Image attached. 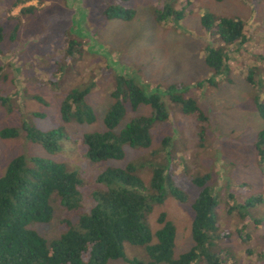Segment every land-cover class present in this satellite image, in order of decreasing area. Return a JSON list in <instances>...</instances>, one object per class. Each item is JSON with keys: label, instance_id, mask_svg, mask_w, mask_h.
I'll return each instance as SVG.
<instances>
[{"label": "rangeland", "instance_id": "obj_1", "mask_svg": "<svg viewBox=\"0 0 264 264\" xmlns=\"http://www.w3.org/2000/svg\"><path fill=\"white\" fill-rule=\"evenodd\" d=\"M115 5L131 10L132 18L105 20L101 12ZM167 5L182 13L179 20L156 22L155 12ZM204 13L240 20L245 41L223 46L201 28ZM0 28V78H5L0 81V96L9 101L0 107V130H18L15 138L0 140V177L11 158L35 157L74 173L81 181L79 192L88 195L103 168L141 163L136 175L147 186L149 163L161 165L171 172L187 201L180 204L167 197L153 206L146 223L153 232L159 228L158 215L164 214L175 231L172 254L177 258L192 245L190 201L198 190L191 180L207 175L206 186L217 199L214 215L221 237L214 251L230 264H264V178L252 148L264 127L254 108V98L264 105V0H0ZM206 47L217 48L228 58L224 79L214 77L203 64ZM248 72L259 82L258 89L246 82ZM117 75L132 78L148 92H159L168 118L152 126L147 149L125 146L121 161L91 164L81 158L80 139L103 131ZM88 83L86 103L94 121L61 122L58 110L65 95ZM172 85L186 90L204 121L184 115L167 101L162 92ZM149 114L147 106L131 112L125 105L114 130L119 132L135 116ZM23 125L41 132L60 131L59 150L48 154L27 142L20 131ZM253 197H260V204L244 213L240 206ZM234 206L238 207L233 210ZM240 214L248 217L243 220ZM63 219L75 218L53 206L50 222L31 229L51 240L63 231ZM123 253L127 260L147 261L140 247L124 244Z\"/></svg>", "mask_w": 264, "mask_h": 264}, {"label": "trees", "instance_id": "obj_2", "mask_svg": "<svg viewBox=\"0 0 264 264\" xmlns=\"http://www.w3.org/2000/svg\"><path fill=\"white\" fill-rule=\"evenodd\" d=\"M132 15L133 12L128 8L116 5L108 6L101 12L105 20L127 21ZM181 15L167 5L155 12L154 19L156 22H163L167 18L179 20ZM199 23L206 34L209 33L225 47L240 45L245 41L243 23L238 19L204 13ZM2 42L0 28V46ZM202 61L214 77L224 79L227 75L228 58L219 49L204 48ZM250 75L251 72H248L246 82L258 89L259 82L253 81ZM1 80L5 81V78ZM87 85L65 95L58 110L61 122L89 125L94 121L92 108L86 103L91 83ZM146 89L130 77L116 76L114 90L110 93L113 103L106 109L102 119L103 131L81 136L82 160L91 164L121 161L124 157L123 147L132 150L149 147L150 129L156 123L165 122L168 113L159 92H148ZM185 91L181 86L172 85L162 94L167 101L178 105L184 115L204 121L203 115ZM8 102L6 97L0 96V107ZM125 105L131 112H135L139 106H147L150 114L129 119L119 132H115ZM254 108L264 122V105L256 98ZM20 131L27 142L38 145L48 154L59 150L58 142L62 134L58 130L41 132L23 125ZM17 133V129H1L0 140L15 138ZM165 142L163 139L162 143ZM252 148L264 178V127L255 135ZM149 164L150 179L147 186L136 175L142 164L128 163L123 168H103L94 177L88 195H84L79 192V178L67 172L62 165L35 157L11 158L0 177V264H107L116 260L126 264H142L125 258L124 244L142 248L147 258L145 264H230L221 261V252L214 251L216 241L221 237L217 234L214 215L217 199L206 186L207 175L191 180L198 190L190 201L191 248L173 258L175 231L173 225L165 220L164 214L157 217L159 228L151 231L146 217L153 206L162 204L167 197L180 204L185 203L187 198L175 186L170 171L156 163ZM258 204L260 197H253L244 201L240 208L245 213L248 208ZM53 206L75 219L74 222L61 220L63 231L56 238L46 240L31 227L49 223ZM240 217L245 220L248 216L240 214Z\"/></svg>", "mask_w": 264, "mask_h": 264}]
</instances>
